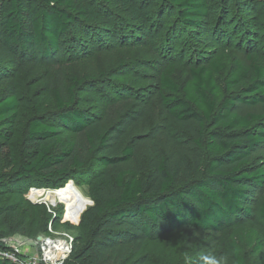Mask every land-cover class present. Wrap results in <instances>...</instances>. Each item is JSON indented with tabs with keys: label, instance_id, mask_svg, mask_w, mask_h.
Here are the masks:
<instances>
[{
	"label": "trees",
	"instance_id": "16d2710c",
	"mask_svg": "<svg viewBox=\"0 0 264 264\" xmlns=\"http://www.w3.org/2000/svg\"><path fill=\"white\" fill-rule=\"evenodd\" d=\"M106 6L128 22L121 24L126 29L122 32L125 39L133 37L131 31L134 33L136 29L151 38L157 37L163 28L165 11L174 15L167 43L185 29H207L215 35L221 32L225 38L222 42L228 37L238 41L248 35L241 36L242 30L231 32L211 24L206 27L212 13L209 0H3L0 155L7 161L9 171L0 173L1 187L6 191H22L50 184L63 186L73 177L83 179L84 192L94 200L77 224L87 239L64 264L153 262L148 254L135 258L134 255L147 240L160 239L179 229L184 231L188 246L218 236L223 228L235 223H240L235 224L239 234L237 228L254 214L255 197L259 199L256 217L264 226V170L246 165L254 148L264 143V130L257 126L261 117L233 109L236 102L264 104V56L259 53H248L245 60H234L226 87L246 85L220 103H216L220 87L215 74L228 59L224 48L207 57L204 64L191 67L190 76L181 88L173 79L174 64L166 65L159 74L161 92L166 90L171 95L160 98L168 117L180 124L195 122L199 134L206 130L205 124L209 125L205 166L199 160L191 166L182 159L167 163L155 154L145 175L125 166L137 154V148L126 142L127 133L143 117L144 106L135 100H123L119 102L118 119L114 104L107 108L104 118L79 108L76 91L91 85L95 77L72 75L67 100L54 90L52 120L38 115L41 108L36 102L32 104L34 116L19 125L21 94L12 75L19 71L20 60L27 58L33 63L53 60L60 52L64 36L68 38L67 46L72 45V35L78 30L90 36L92 28L88 24L98 19ZM222 18L225 21L223 14ZM63 130L72 132V139L65 140L61 136ZM112 184L117 193L102 196L101 188ZM60 215L58 209L52 225L58 224ZM47 216L44 231L37 233L35 239L46 233L52 220L50 213ZM26 217V212L19 213L15 205H0V246H5L2 244L14 235L30 238ZM254 231L249 229L246 238L258 253L263 242ZM232 257L235 264H246L234 242ZM0 264L13 263L0 259Z\"/></svg>",
	"mask_w": 264,
	"mask_h": 264
},
{
	"label": "rangeland",
	"instance_id": "374dc122",
	"mask_svg": "<svg viewBox=\"0 0 264 264\" xmlns=\"http://www.w3.org/2000/svg\"><path fill=\"white\" fill-rule=\"evenodd\" d=\"M209 2L212 13L206 27L211 24L217 29L226 27L231 32L242 30L241 36L248 33L246 38L238 42L235 38L230 40L228 37L227 41L222 42L225 38L221 37V32L215 35L207 29H185L181 34L178 33L177 37L170 38L167 43L169 37L167 32L173 23L174 15L165 11L161 23L163 28L157 37L151 38L144 31L136 29L134 33L131 31L133 37L125 39L122 32L126 29L121 24L128 22L118 12L106 6V11L88 24L92 28L91 37L82 30L72 35L71 46L78 45L77 49L73 50L71 46H67L68 38L64 36L60 52L53 60L38 63H33L27 58L20 60L19 71L12 75L13 82L21 94L19 125L22 126L27 119L34 116L32 104L36 102L41 108L38 115L52 120L55 111L54 90L67 100L69 97L67 86L72 75L95 77L96 80L90 83L91 85L76 91V104L79 108L104 118L107 108L114 104L118 119L121 104L119 102L135 100L144 106L143 117L132 124L127 133L126 142L137 148V154L135 159L125 166L136 168L139 174L145 175L148 171V162L154 154L165 159L167 163L182 159L191 166L194 161L199 160L202 166H205L207 162L205 145L209 125L205 124L206 130L199 134L195 122L180 124L168 117L160 104V98L161 95H171L166 90L163 92L160 90V72L166 65L174 64L173 79L181 88L190 76L191 67L204 64L207 57L224 48L228 59L224 68L215 74L220 87L216 103H220L223 98L239 93L246 85L232 86L229 89L226 87L225 80L230 74L234 60H245L246 54L252 52L264 56V0H209ZM233 109L240 114L259 115L261 118L257 126L264 130V104L247 105L236 102ZM61 136L65 140H70L73 134L63 130ZM6 164L7 161L5 163V159L0 155V173L9 171ZM246 165L264 170V143H259L254 148ZM72 180L80 189L79 197L88 201L77 222L52 225V229H48L47 225L46 233L39 236L50 235L51 238L61 239L65 237L66 240L71 238L73 251L86 243L87 238L83 237L77 224L82 212L92 206L94 200L84 192L83 179L73 177ZM61 187H63L61 184H50L22 191L13 189L6 191L0 185V205H15L19 213L26 212V225L30 230V238L14 235L8 237V241L2 245H26L29 252L34 253L37 247L34 237L44 231L47 212L50 213L47 204H50V201L56 202L55 212L58 209L62 212L64 209L60 198L52 193ZM32 189L34 190L31 191ZM48 193L53 196L48 198L45 196ZM115 193L117 188L114 184L100 190L102 196ZM258 200L256 197L253 200L256 202L252 205L255 209L252 218L237 228L239 234L236 233L235 224L240 223H235L223 228L218 236L208 238L205 243L195 241L192 246H188L184 231L179 229L160 239L147 240L134 258L143 254L150 255L153 262L145 264H212L213 258L220 264H235L232 257L234 242L238 245L246 264L254 262L264 264V226L256 217ZM49 223L52 224L51 221ZM249 229H254L263 242V247L258 253L253 250L246 238Z\"/></svg>",
	"mask_w": 264,
	"mask_h": 264
},
{
	"label": "built area",
	"instance_id": "2783aa9c",
	"mask_svg": "<svg viewBox=\"0 0 264 264\" xmlns=\"http://www.w3.org/2000/svg\"><path fill=\"white\" fill-rule=\"evenodd\" d=\"M65 185L67 183L63 186ZM59 201L63 204L64 209L58 218V224L64 222L76 223L79 217L77 219L66 218L67 203L63 199H59ZM55 206L56 202L54 201H50V204H47L52 218L56 216ZM48 225V229H52V224L49 223ZM41 237L40 241L37 238L35 239L37 247L34 253H30L26 245L0 246V259L7 260L13 264H64L72 253V239L66 240L65 237L63 239L51 238L50 235Z\"/></svg>",
	"mask_w": 264,
	"mask_h": 264
},
{
	"label": "bare ground",
	"instance_id": "6f19581e",
	"mask_svg": "<svg viewBox=\"0 0 264 264\" xmlns=\"http://www.w3.org/2000/svg\"><path fill=\"white\" fill-rule=\"evenodd\" d=\"M66 183L67 185L63 186L58 191L52 193H54L55 196L59 197L60 199H63L67 203L66 218L69 217L72 219H77L81 211L85 208L88 201L83 199L82 197H79L80 189L78 188V186H76L73 180H68ZM33 190L34 189H32L31 191ZM45 196L49 198L53 195L48 193Z\"/></svg>",
	"mask_w": 264,
	"mask_h": 264
},
{
	"label": "clouds",
	"instance_id": "9594fccd",
	"mask_svg": "<svg viewBox=\"0 0 264 264\" xmlns=\"http://www.w3.org/2000/svg\"><path fill=\"white\" fill-rule=\"evenodd\" d=\"M212 264H220V262L218 260H216L215 258H213Z\"/></svg>",
	"mask_w": 264,
	"mask_h": 264
},
{
	"label": "water",
	"instance_id": "95a60500",
	"mask_svg": "<svg viewBox=\"0 0 264 264\" xmlns=\"http://www.w3.org/2000/svg\"><path fill=\"white\" fill-rule=\"evenodd\" d=\"M53 221H54V218H52L51 222H53ZM41 239H42L41 236H38V237H37V240H38V241H40Z\"/></svg>",
	"mask_w": 264,
	"mask_h": 264
}]
</instances>
